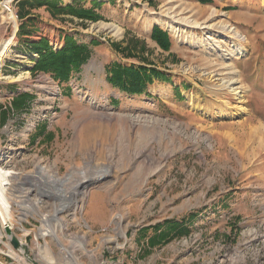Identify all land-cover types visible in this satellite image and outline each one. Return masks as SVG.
<instances>
[{
    "label": "rangeland",
    "instance_id": "1",
    "mask_svg": "<svg viewBox=\"0 0 264 264\" xmlns=\"http://www.w3.org/2000/svg\"><path fill=\"white\" fill-rule=\"evenodd\" d=\"M2 1L0 47L9 44L0 57V109L18 93L30 99L25 113L0 115V165L35 173L40 164L45 179L58 171L68 191L90 194L80 222L61 216L82 264H264V0H102L97 21L52 18L41 7L23 36L16 1L13 20ZM155 26L167 33L168 49L151 38ZM66 35L97 42L80 70L61 84L32 72L30 43L46 37L56 50ZM207 36L214 40L205 44ZM142 59L170 82L154 79L141 96L109 83L111 65ZM13 184L24 201L33 182ZM42 209L49 210L45 200ZM22 213L21 225L1 228L0 264H43L40 217ZM190 214L189 234L164 245L148 249L136 235L167 219L186 223Z\"/></svg>",
    "mask_w": 264,
    "mask_h": 264
},
{
    "label": "trees",
    "instance_id": "2",
    "mask_svg": "<svg viewBox=\"0 0 264 264\" xmlns=\"http://www.w3.org/2000/svg\"><path fill=\"white\" fill-rule=\"evenodd\" d=\"M16 1V15L20 20L17 34L23 36L25 34L24 27L26 22L33 20L36 15L33 10L44 7L48 14L53 18L58 15L69 14L81 20L97 21L103 18L99 13V9L103 6L102 0H90V7H84L81 2L83 0H73L71 4L62 5L60 0H15ZM115 0H109L113 3ZM201 3H209L211 0H197ZM98 9V10H97ZM151 38L163 48L168 49L170 42L165 31L159 27H153L151 31ZM65 42L60 49H54L48 42L46 37H42L37 41L30 43L32 52L37 53V58L31 66V71L34 73L44 72L50 73L52 78L61 84L69 80L73 72L79 71L80 67L89 59L91 54V45H96L95 40H91L89 44L78 43L72 36L66 35ZM121 51L126 47H118ZM127 57L133 56L126 54ZM145 59H142V62ZM151 63H144L142 65L124 66L121 64H113L108 68L109 83L117 87L120 91L129 95L141 96L146 94L150 84L154 79H159L164 82H170L165 73L158 71L155 67L148 66ZM30 94L21 92L12 97L11 107H5L0 111L2 120L8 118L10 111L16 114H23L28 110ZM50 136V135H49ZM195 218L194 214H190L186 223L183 221H175L172 219L164 220L162 223H156L141 227L138 229L136 235L146 238L148 249L154 246L164 245L174 238L188 235L190 232V225ZM149 230L152 231L149 234Z\"/></svg>",
    "mask_w": 264,
    "mask_h": 264
},
{
    "label": "bare ground",
    "instance_id": "3",
    "mask_svg": "<svg viewBox=\"0 0 264 264\" xmlns=\"http://www.w3.org/2000/svg\"><path fill=\"white\" fill-rule=\"evenodd\" d=\"M10 1L11 0H3L1 2V6L9 8ZM6 16L11 20H13L14 18L13 12L11 11H8ZM4 18L5 17L2 16L1 20L3 21ZM184 20L188 21L184 18L180 19V21ZM191 24L197 25L196 22H191ZM205 40L207 41L205 44H207L213 41L214 38H212L211 36H207ZM8 44L9 40H4L0 47V57L6 51H8ZM242 48L243 46L240 44L236 50H240ZM235 93H237L236 88L233 89V94ZM86 145L88 146V144ZM4 157L5 156L0 152V161ZM36 168L37 172L35 173L32 171L21 173L8 168L7 166L0 165V239L2 238L1 228L7 227L11 230L16 227V224L19 223L21 225V215H24L22 212L36 214L40 217L42 223L41 228H39L38 231L35 232V244L38 248L42 249V255L40 259L41 262L43 264H82L80 259L77 257V254L75 253V246L78 240H75L73 238L70 239V241L66 242L65 235L67 232V221L61 216L64 213H70L74 221L80 222L78 211L81 208L82 204L86 201V199L90 197V194L88 195L85 190L79 192L73 191V189H71V191H68L69 189L64 184L67 178L61 176L58 171L52 170L50 172L51 174L48 176L49 178L45 179L44 175L49 174L47 168L40 164H38ZM85 179L87 178L83 177L81 181ZM15 180H19V182L22 180L33 182V184L30 185L31 187L29 189H26L22 192L25 198L24 201H19V198H16L13 195V190L17 189H13L14 187H16V185L14 186L13 184ZM76 182L78 183V181ZM77 183L75 185H77ZM32 190H35V197L33 199H30L29 193ZM23 196L20 197L23 199ZM44 200L46 203H48L49 206L48 212L45 213L42 209V203H44ZM17 208H19L22 212L17 216L16 219V215L14 213ZM49 237L51 238V240H48ZM40 238L44 240L43 245L39 241ZM19 239V243L25 244L23 236ZM54 242L59 247V251L57 252L54 249ZM82 248L88 250L86 245ZM9 252L14 256V258L17 257V254L13 250L10 249Z\"/></svg>",
    "mask_w": 264,
    "mask_h": 264
},
{
    "label": "water",
    "instance_id": "4",
    "mask_svg": "<svg viewBox=\"0 0 264 264\" xmlns=\"http://www.w3.org/2000/svg\"><path fill=\"white\" fill-rule=\"evenodd\" d=\"M3 11H6V7H3ZM7 228V227H6ZM9 228H7V230H8ZM13 243L14 244H16V242L15 241H13Z\"/></svg>",
    "mask_w": 264,
    "mask_h": 264
},
{
    "label": "built area",
    "instance_id": "5",
    "mask_svg": "<svg viewBox=\"0 0 264 264\" xmlns=\"http://www.w3.org/2000/svg\"><path fill=\"white\" fill-rule=\"evenodd\" d=\"M8 11H11L12 12V10H11V8L9 7H6V12H8Z\"/></svg>",
    "mask_w": 264,
    "mask_h": 264
},
{
    "label": "crops",
    "instance_id": "6",
    "mask_svg": "<svg viewBox=\"0 0 264 264\" xmlns=\"http://www.w3.org/2000/svg\"><path fill=\"white\" fill-rule=\"evenodd\" d=\"M99 12H100V11H99ZM87 69H88V71H89V70H91L92 68H90V67H87Z\"/></svg>",
    "mask_w": 264,
    "mask_h": 264
}]
</instances>
